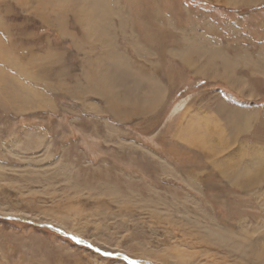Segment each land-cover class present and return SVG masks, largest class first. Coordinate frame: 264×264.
<instances>
[{
  "label": "rangeland",
  "instance_id": "374dc122",
  "mask_svg": "<svg viewBox=\"0 0 264 264\" xmlns=\"http://www.w3.org/2000/svg\"><path fill=\"white\" fill-rule=\"evenodd\" d=\"M99 1L0 0V264H264V0Z\"/></svg>",
  "mask_w": 264,
  "mask_h": 264
},
{
  "label": "bare ground",
  "instance_id": "6f19581e",
  "mask_svg": "<svg viewBox=\"0 0 264 264\" xmlns=\"http://www.w3.org/2000/svg\"><path fill=\"white\" fill-rule=\"evenodd\" d=\"M62 1V0H61ZM94 1V4L95 5H97L98 3L100 4L101 2L99 1V0H93ZM63 33V32H62ZM85 44V43H84ZM89 60H90V58H89ZM64 71H65V69L63 68V67H61V70L59 71V72H57V77H58V79H60L65 73H64ZM50 73H52L51 72V70L49 71ZM53 74H55L54 73V71H53ZM43 76H44V73H43ZM33 78H34V76H32ZM97 77V76H96ZM43 78V80L42 79H40V78H37V77H35L34 79H39V80H42L43 82H46V80H47V76H46V78H44V77H42ZM98 79H102V78H98ZM61 80V79H60ZM95 80V79H94ZM91 81V83L93 82V78H92V80H90ZM59 82H61V81H59ZM101 82V81H100ZM104 82H105V80H104ZM45 84V83H44ZM64 84V83H63ZM92 85H95V84H92ZM89 87H90V85H89ZM83 91H85V88L83 87ZM86 89H88V88H86ZM78 90V89H77ZM89 90H91V89H89ZM93 91V90H92ZM36 92H33V94L34 95H36L35 94ZM92 93V92H91ZM90 93V94H91ZM86 94H87V92H86ZM219 127L217 126V125H215L213 128H212V130H215V129H218ZM178 135H179V137H180V139L181 140H185L186 142H189V143H191V144H196L197 143V145H206V140H205V138L204 137H202L200 134H196V136H197V138L195 137V135H189V134H185L184 132H183V130L182 131H179V133H178ZM208 135L209 136H211V134L210 133H208ZM252 173H251V171H246V175L245 176H249V175H251ZM255 174H252L251 175V177H253ZM211 228V227H210ZM263 246V245H262ZM264 248V247H263ZM262 248V249H263ZM261 249V250H262ZM260 250V251H261ZM259 251V252H260ZM256 252V251H255ZM258 252V251H257ZM263 252V251H262ZM259 254V253H258ZM256 255V254H255ZM261 257V256H260ZM263 257V256H262Z\"/></svg>",
  "mask_w": 264,
  "mask_h": 264
},
{
  "label": "water",
  "instance_id": "95a60500",
  "mask_svg": "<svg viewBox=\"0 0 264 264\" xmlns=\"http://www.w3.org/2000/svg\"><path fill=\"white\" fill-rule=\"evenodd\" d=\"M61 232V231H60ZM62 233V232H61ZM64 233V232H63ZM71 239H73L74 241L76 242H80L78 239L72 237V236H69ZM108 255H112V253H108ZM133 264H137L136 262L132 261Z\"/></svg>",
  "mask_w": 264,
  "mask_h": 264
}]
</instances>
